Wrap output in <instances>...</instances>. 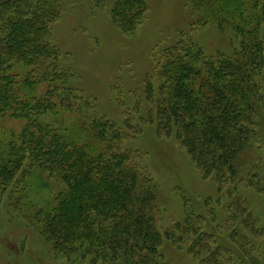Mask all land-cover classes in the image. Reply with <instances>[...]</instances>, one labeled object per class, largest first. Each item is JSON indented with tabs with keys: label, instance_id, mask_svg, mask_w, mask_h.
I'll list each match as a JSON object with an SVG mask.
<instances>
[{
	"label": "trees",
	"instance_id": "1",
	"mask_svg": "<svg viewBox=\"0 0 264 264\" xmlns=\"http://www.w3.org/2000/svg\"><path fill=\"white\" fill-rule=\"evenodd\" d=\"M106 1L95 0L97 5ZM197 1L205 2L219 23L230 16L237 46L213 54L199 46L178 47L144 80L134 114L123 112L120 126L93 111L91 99L66 84L71 72L62 65L66 55L53 31L60 0H0V117L7 113L25 120L17 135L0 139V199L25 209L23 216L57 257L89 256L92 264H167L159 255L158 198L148 172L124 147L146 126H153L158 138L176 140L203 178H215L219 192L230 185V218L240 216L249 235L264 236L246 199L235 194L241 179L234 165L256 136L255 116L264 97V0L249 8L239 0ZM146 10L144 0H114L109 13L129 33ZM21 68L28 73L18 81L14 72ZM74 111H90L91 118L68 123L66 114ZM45 115L58 116L59 127ZM37 174L63 184L42 206L28 200L29 178ZM255 177L247 186L262 192L264 176L251 181ZM204 221L201 215L185 219L184 229L194 236L188 251L201 264H222V249L212 247L214 235L201 231ZM164 237L181 243L172 230ZM230 238L259 264L249 254L246 236L233 231Z\"/></svg>",
	"mask_w": 264,
	"mask_h": 264
},
{
	"label": "rangeland",
	"instance_id": "2",
	"mask_svg": "<svg viewBox=\"0 0 264 264\" xmlns=\"http://www.w3.org/2000/svg\"><path fill=\"white\" fill-rule=\"evenodd\" d=\"M113 1L97 5L95 0H60V15L53 31L56 45L66 55L62 65L71 72L66 84L89 97L93 111L120 126L123 125V112L134 114L136 100L143 96L144 80L152 77L170 56L173 58L178 47L199 46L207 54L230 53L239 42L228 24L230 16L223 15L219 23L205 2L144 0L147 10L143 18L133 31L123 33L110 17ZM239 1L249 8L262 0ZM261 32L259 29V34ZM14 73L19 81L28 69L21 68ZM39 89L43 92L45 87L39 86ZM257 108L256 136L235 160L241 179L235 194L246 199L250 212L264 231V181L261 182L262 192L247 186L252 174L257 175L251 180L253 182L264 176V97ZM91 114L90 111H74L66 115L69 123L88 120ZM44 119L59 127L58 116L45 115ZM24 126V119H15L6 113L0 117L1 141L7 142L11 134L17 135ZM124 147L132 151L135 163L148 172L158 198V227L163 235L159 255L167 264H201L188 251L194 238L184 229L189 215L204 218L201 231L214 235L216 244L212 247L222 249L219 258L222 264H252L231 240L233 231L247 237L250 256L263 264L264 236L254 238L241 225L240 216L230 218V185L219 192L215 178H203L185 149L173 138H158L153 126L144 127L143 132L126 141ZM28 182V200L40 206L63 187L59 180L45 174H37ZM26 214L25 209L0 199V264H92L89 256L76 260L57 257L23 216ZM177 223L181 226L177 227ZM167 230L181 236V243L166 240L164 231Z\"/></svg>",
	"mask_w": 264,
	"mask_h": 264
}]
</instances>
